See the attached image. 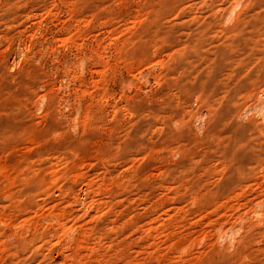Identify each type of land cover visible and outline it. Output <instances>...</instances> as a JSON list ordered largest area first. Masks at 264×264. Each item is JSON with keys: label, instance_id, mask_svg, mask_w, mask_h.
Masks as SVG:
<instances>
[{"label": "rangeland", "instance_id": "rangeland-1", "mask_svg": "<svg viewBox=\"0 0 264 264\" xmlns=\"http://www.w3.org/2000/svg\"><path fill=\"white\" fill-rule=\"evenodd\" d=\"M0 264H264V0H0Z\"/></svg>", "mask_w": 264, "mask_h": 264}]
</instances>
